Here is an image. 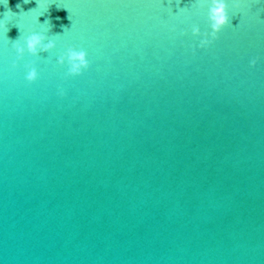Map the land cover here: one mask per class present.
Returning a JSON list of instances; mask_svg holds the SVG:
<instances>
[{"label":"water","instance_id":"water-1","mask_svg":"<svg viewBox=\"0 0 264 264\" xmlns=\"http://www.w3.org/2000/svg\"><path fill=\"white\" fill-rule=\"evenodd\" d=\"M212 6L0 0V264H264V2Z\"/></svg>","mask_w":264,"mask_h":264},{"label":"clouds","instance_id":"clouds-1","mask_svg":"<svg viewBox=\"0 0 264 264\" xmlns=\"http://www.w3.org/2000/svg\"><path fill=\"white\" fill-rule=\"evenodd\" d=\"M25 2L26 3L30 2V0H25ZM45 2L46 0H36L37 3L36 8H38L42 3ZM261 2H264V0H261ZM211 4L213 5L210 8V12H209L210 21L212 22L211 36L215 38L217 32L222 28V26H224L229 21V16L226 10L227 0H211ZM32 10L33 9H30L27 12H30ZM40 16L37 17L38 23L41 25L45 23L49 24L51 31L54 25L51 24L50 20H45L43 23H41L38 19ZM56 19L59 20L61 18L56 17ZM61 27L66 28V26L64 25H61ZM192 31L194 34H199L200 28L194 26L192 28ZM204 35L205 38L200 42L201 47L210 43L209 39L207 38L208 33H205ZM11 45L15 50V59L12 61V64L13 66H16L17 63L24 58V54L26 51L33 56H39L40 53L42 52L46 53L49 52V50L55 48L56 41L55 39L51 38L45 31H32L30 34L24 35L20 29V36L15 41H12ZM65 61H67L69 65L68 71L73 74L80 73L81 70L83 68H86L89 64V61L85 58V52L83 50L77 51L75 48H68L67 55L62 54L57 58V63L59 64H64ZM251 63H255V61H251ZM25 67L27 69L26 79L29 81L36 79L38 76L37 68L33 66V64L31 63L26 64Z\"/></svg>","mask_w":264,"mask_h":264}]
</instances>
